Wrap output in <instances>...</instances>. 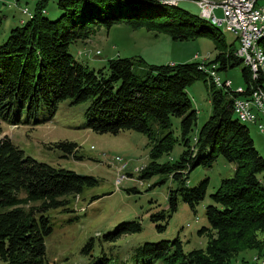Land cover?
<instances>
[{
    "label": "trees",
    "instance_id": "1",
    "mask_svg": "<svg viewBox=\"0 0 264 264\" xmlns=\"http://www.w3.org/2000/svg\"><path fill=\"white\" fill-rule=\"evenodd\" d=\"M47 3L36 0L32 14L14 25L0 44V134L1 121L16 103L27 106L30 115L40 105L53 115L57 104L65 99L74 104L90 100L85 112L87 128L96 133L133 130L144 134L150 145V162L142 168L140 178L168 174L175 183L167 194L168 208L151 215L152 222L163 221L156 225L158 230L165 228L179 200L195 210L205 197L209 178L190 186L188 175L197 166L211 167L222 156L234 165L233 174L221 179L210 195L213 203L205 206L208 224L197 230L199 236L207 238L205 247L185 252L179 239L144 242L133 252V259L137 264L153 259H163L165 264H231L244 250L261 252L264 156L255 147L246 124L234 113L237 95L210 82V115L192 142L188 137L197 111L187 88L199 79L207 81L201 63L217 64L220 72L242 65L235 54L237 45L226 43L212 21L181 7L179 2L57 0L60 15L55 20L43 15ZM114 24L165 32L172 40L207 37L217 53L208 62L172 64H151L142 56L109 58L105 67L95 71L69 52L71 43L84 41L100 28ZM259 43L264 52V36ZM241 75L247 84L246 66ZM171 117L180 119L185 149L178 160L160 163L158 160L171 152L176 142ZM77 147L76 142L67 140L49 146L80 159ZM96 182L93 176L24 155L8 137L0 139V264H54L46 257L44 239L51 225L44 211L68 204L65 195H79L84 187ZM140 230L141 223L133 219L119 223L106 237L115 239ZM94 250L92 239L81 248L87 256ZM98 259L108 264L106 256Z\"/></svg>",
    "mask_w": 264,
    "mask_h": 264
},
{
    "label": "rangeland",
    "instance_id": "2",
    "mask_svg": "<svg viewBox=\"0 0 264 264\" xmlns=\"http://www.w3.org/2000/svg\"><path fill=\"white\" fill-rule=\"evenodd\" d=\"M169 1L179 2L181 7L198 14L199 3L215 8V1L223 0ZM35 2L36 0H0V44L6 40L10 29L19 24L20 17L25 20L32 14ZM23 8H27V12L22 13V10H26ZM214 14L220 17L221 9H215ZM43 15L51 20L59 17L57 0H48ZM216 27L226 43L234 42L237 45V40L230 32L223 31L222 26ZM84 41L71 43L68 50L78 61L83 60L82 63L95 71L105 67L109 58L142 56L151 64H170L208 62L217 53L213 41L207 37L172 40L165 32L133 29L126 24L102 27ZM200 65L210 70L209 65ZM243 66L244 64L222 72L217 70V76L221 82L222 79H230L233 89L245 86L241 75ZM210 82L208 76L206 82L199 79L187 88L197 111L196 123L188 136L190 142L210 115ZM89 103L90 100L74 104L70 99H65L57 104L53 115L43 105L30 115L27 106L21 107L16 103L10 114L1 121L0 139L8 137L24 155L78 174L93 176L97 180L96 184L84 187L79 195H65L63 198L69 200L68 204L44 211L51 225V232L44 239L47 260L54 264H102L104 262L98 257L106 256L109 258L108 264H137L133 259L135 249L144 242L161 240L179 239L185 252L204 248L207 238L205 235L199 236L197 230L208 224L205 206L213 203L210 195L218 188L222 178L233 174L234 165L219 156L211 167H195L188 175V185H195L202 178L208 177L209 184L204 199L196 205L195 210L179 200L177 210L172 213L165 228L158 230L156 225L163 224V221L152 222L151 215L168 208L167 194L175 183L168 174L158 173L149 178H140L142 168L150 162L147 137L133 130L118 134L93 132L85 126V112ZM149 121L155 127L153 118ZM260 121L264 125V119ZM179 122L178 117H171V129L176 142L172 151L158 160L160 163L178 160L185 149L180 137ZM245 124L255 147L264 152V131H259L255 124ZM64 140L76 142V154L82 158L77 159L73 154L65 156L62 151L49 148L54 142ZM132 188L135 191H131ZM133 219L141 223L140 231L122 234L115 239L106 237L119 223ZM89 239H92L95 248L91 254L97 257L95 260L91 255L81 252L82 246ZM263 258L264 247L261 252L247 249L231 264H264ZM144 263L165 264L163 259H153L150 262L145 260Z\"/></svg>",
    "mask_w": 264,
    "mask_h": 264
},
{
    "label": "built area",
    "instance_id": "3",
    "mask_svg": "<svg viewBox=\"0 0 264 264\" xmlns=\"http://www.w3.org/2000/svg\"><path fill=\"white\" fill-rule=\"evenodd\" d=\"M262 0H249L248 6L234 8L232 1H215V8H205L199 3L200 15L210 17L235 35L237 40V52L244 55V62H250L247 53V39L254 36L259 27L264 24V4ZM221 9L222 15L217 17L215 9ZM26 9L27 8H23ZM217 64H210L209 67L217 73ZM249 81L245 86H238L233 89L230 79H222L225 90L235 93L233 105L245 114L249 122L255 124L259 131H264V125L260 119H264V79L254 81V66H250ZM218 75V74H217ZM219 76V75H218ZM260 117V118H259Z\"/></svg>",
    "mask_w": 264,
    "mask_h": 264
},
{
    "label": "bare ground",
    "instance_id": "4",
    "mask_svg": "<svg viewBox=\"0 0 264 264\" xmlns=\"http://www.w3.org/2000/svg\"><path fill=\"white\" fill-rule=\"evenodd\" d=\"M225 1H232V6L234 8L247 7L248 2H249V0H225ZM204 7L209 8V7H206L205 5H204ZM25 12H27V10H22V13H25ZM203 17H206V16H203ZM206 18L210 20V17H206ZM212 22H214L217 26H222L215 21H212ZM224 30L229 32V30L226 28H223V31ZM233 36L235 37V35H233ZM263 36H264V24L261 27H259V30L257 31V33L254 36L247 39V53H248L250 62H244V55L238 53L237 50L235 53L239 58H241L242 63L244 64V66H246L248 68V70L250 69V66H254V80L261 78V81L264 79V52H263V49L260 46L259 42ZM235 39H236V37H235ZM203 69L207 73V75L209 76L211 83L214 84V86H216V87L223 86L222 82L219 80L217 73L215 71H213L211 68H210V70H206V68L204 66H203ZM233 108H234V113H235L237 119H239L243 123H252V122H249V120L247 119V116L245 114H241V111H239L238 108H235L234 105H233ZM263 260H264V258H263ZM263 263H264V261H263Z\"/></svg>",
    "mask_w": 264,
    "mask_h": 264
},
{
    "label": "crops",
    "instance_id": "5",
    "mask_svg": "<svg viewBox=\"0 0 264 264\" xmlns=\"http://www.w3.org/2000/svg\"><path fill=\"white\" fill-rule=\"evenodd\" d=\"M4 2V1H3ZM262 4H264V2H262ZM1 18V17H0ZM26 20V19H25ZM23 18H19V20H18V23L20 24V23H22L23 21H25ZM83 42H85V41H83ZM82 62H83V60H82ZM171 64L172 63H174V62H170ZM259 151V150H258ZM260 152V151H259ZM260 154L261 155H263L264 156V152H260ZM234 168V167H233ZM244 262H246V261H244ZM244 264H246V263H244Z\"/></svg>",
    "mask_w": 264,
    "mask_h": 264
}]
</instances>
